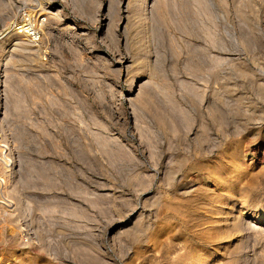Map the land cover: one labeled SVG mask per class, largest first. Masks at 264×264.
Returning a JSON list of instances; mask_svg holds the SVG:
<instances>
[{
  "label": "rangeland",
  "instance_id": "obj_1",
  "mask_svg": "<svg viewBox=\"0 0 264 264\" xmlns=\"http://www.w3.org/2000/svg\"><path fill=\"white\" fill-rule=\"evenodd\" d=\"M0 46V264H264V0H0Z\"/></svg>",
  "mask_w": 264,
  "mask_h": 264
},
{
  "label": "built area",
  "instance_id": "obj_2",
  "mask_svg": "<svg viewBox=\"0 0 264 264\" xmlns=\"http://www.w3.org/2000/svg\"><path fill=\"white\" fill-rule=\"evenodd\" d=\"M44 19L38 17L33 20V17L26 14L18 25L13 26V33L16 37L27 41L31 45H37L41 38V25Z\"/></svg>",
  "mask_w": 264,
  "mask_h": 264
},
{
  "label": "bare ground",
  "instance_id": "obj_3",
  "mask_svg": "<svg viewBox=\"0 0 264 264\" xmlns=\"http://www.w3.org/2000/svg\"><path fill=\"white\" fill-rule=\"evenodd\" d=\"M13 47L14 48H21V46H18L17 44H14ZM0 50H1V52H3L4 48L2 46H0Z\"/></svg>",
  "mask_w": 264,
  "mask_h": 264
}]
</instances>
